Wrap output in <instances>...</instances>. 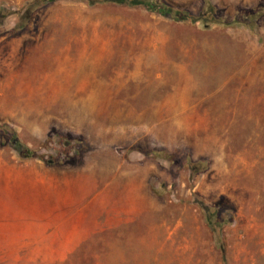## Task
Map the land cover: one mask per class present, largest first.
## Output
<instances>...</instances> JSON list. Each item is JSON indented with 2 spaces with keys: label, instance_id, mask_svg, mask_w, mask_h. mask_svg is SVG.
Here are the masks:
<instances>
[{
  "label": "rangeland",
  "instance_id": "374dc122",
  "mask_svg": "<svg viewBox=\"0 0 264 264\" xmlns=\"http://www.w3.org/2000/svg\"><path fill=\"white\" fill-rule=\"evenodd\" d=\"M31 1L0 0V264H223L215 223L264 264V0Z\"/></svg>",
  "mask_w": 264,
  "mask_h": 264
},
{
  "label": "trees",
  "instance_id": "16d2710c",
  "mask_svg": "<svg viewBox=\"0 0 264 264\" xmlns=\"http://www.w3.org/2000/svg\"><path fill=\"white\" fill-rule=\"evenodd\" d=\"M48 1H53V0H32L31 3L29 4L31 6H39L40 4H43ZM71 1L84 2L90 6L104 5V4L124 5L128 7L143 6L144 8H146L147 10L151 12H156L163 16H171L173 20L175 21L183 22L187 18V15L185 13L177 11V10H173L165 6L164 4H161L153 0H71ZM10 142L15 147V149L18 150L19 152L23 151V152L30 154V151L21 145L20 141L18 140L16 136L12 135ZM202 207H203V210H208V207L204 205H202ZM214 226H215V230L217 231V241H218L219 249L221 253V260H222V263L225 264V249H224L222 238L219 232L220 231L219 225L218 223H215Z\"/></svg>",
  "mask_w": 264,
  "mask_h": 264
}]
</instances>
